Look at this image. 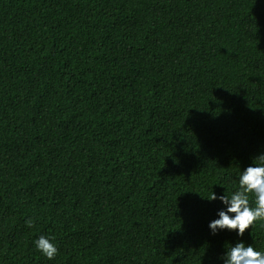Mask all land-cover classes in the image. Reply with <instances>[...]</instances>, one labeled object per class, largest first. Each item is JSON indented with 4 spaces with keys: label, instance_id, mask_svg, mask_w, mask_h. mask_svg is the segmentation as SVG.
<instances>
[{
    "label": "trees",
    "instance_id": "obj_1",
    "mask_svg": "<svg viewBox=\"0 0 264 264\" xmlns=\"http://www.w3.org/2000/svg\"><path fill=\"white\" fill-rule=\"evenodd\" d=\"M262 155L264 0H0V264L264 253L208 200Z\"/></svg>",
    "mask_w": 264,
    "mask_h": 264
},
{
    "label": "clouds",
    "instance_id": "obj_2",
    "mask_svg": "<svg viewBox=\"0 0 264 264\" xmlns=\"http://www.w3.org/2000/svg\"><path fill=\"white\" fill-rule=\"evenodd\" d=\"M261 163L249 166L242 171L239 178V190L230 197L217 196L214 192L210 199H219L225 210L218 212L219 219L210 222L209 228L215 234L218 229L238 230L243 236L245 231L257 221L264 220V155L260 156ZM250 195L255 196V206L250 204ZM31 227L33 221H26ZM37 249L48 259H53L57 253V246L47 237L41 236L35 241ZM225 264H264V253L254 249L252 245L238 242L226 252Z\"/></svg>",
    "mask_w": 264,
    "mask_h": 264
}]
</instances>
